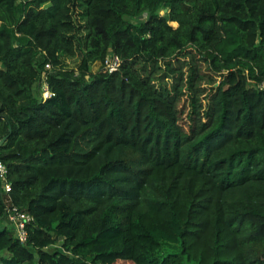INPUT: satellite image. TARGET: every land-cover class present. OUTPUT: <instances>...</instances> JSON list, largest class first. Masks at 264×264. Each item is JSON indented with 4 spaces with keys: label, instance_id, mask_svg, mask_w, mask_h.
I'll return each mask as SVG.
<instances>
[{
    "label": "trees",
    "instance_id": "trees-1",
    "mask_svg": "<svg viewBox=\"0 0 264 264\" xmlns=\"http://www.w3.org/2000/svg\"><path fill=\"white\" fill-rule=\"evenodd\" d=\"M263 83L264 0H0V264H264Z\"/></svg>",
    "mask_w": 264,
    "mask_h": 264
},
{
    "label": "built area",
    "instance_id": "built-area-1",
    "mask_svg": "<svg viewBox=\"0 0 264 264\" xmlns=\"http://www.w3.org/2000/svg\"><path fill=\"white\" fill-rule=\"evenodd\" d=\"M120 60L118 57L110 54L107 56L104 67L108 71H114L119 68ZM50 67L47 65L46 69ZM46 76L43 75L41 83H40V95L42 100H47L54 97L52 91H50L47 83H46ZM264 87V83L261 85ZM6 169L0 163V185L3 189V194L8 196V192L10 190V184L7 182L6 179ZM32 221L31 217L25 213L19 212L16 207L8 202L6 207L5 215L3 218L0 219V227L3 229L8 228L11 230L12 235L15 239H17L22 244L26 243L27 241V230L26 227L28 223Z\"/></svg>",
    "mask_w": 264,
    "mask_h": 264
},
{
    "label": "rangeland",
    "instance_id": "rangeland-1",
    "mask_svg": "<svg viewBox=\"0 0 264 264\" xmlns=\"http://www.w3.org/2000/svg\"><path fill=\"white\" fill-rule=\"evenodd\" d=\"M82 13H83V8L81 6L76 5L72 8V19L76 25V31L73 33L75 36L76 52H75V55L73 57H66V56L60 57L63 65L66 69H75L76 70L77 67L80 65V62L84 56V39H85L86 32L83 28L84 19L82 17ZM166 13H167L166 10L158 11V14H160L161 16L166 15ZM146 17H147V15L145 13H142V15L135 17V18H130V17L125 16L124 20L129 22V23H132V24H140L141 22L145 21ZM171 26L175 28L177 25L175 23H172ZM102 68H103V66L101 64L94 63L90 66L89 70H90V73L95 74V73L101 71ZM40 82L36 83L35 89H34V93H36V96H38V97H40V95H39ZM0 229H1V227H0ZM48 251H50V252H52V251L63 252L59 243L51 246L48 249ZM176 251H179V248L172 247V246H163L161 256H165L168 253H174ZM7 256H8V254H6V253L0 254V257H7Z\"/></svg>",
    "mask_w": 264,
    "mask_h": 264
},
{
    "label": "water",
    "instance_id": "water-1",
    "mask_svg": "<svg viewBox=\"0 0 264 264\" xmlns=\"http://www.w3.org/2000/svg\"><path fill=\"white\" fill-rule=\"evenodd\" d=\"M3 142H4V140H2V141L0 142V145H2V144H3Z\"/></svg>",
    "mask_w": 264,
    "mask_h": 264
}]
</instances>
